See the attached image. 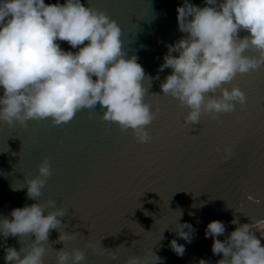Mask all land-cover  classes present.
<instances>
[{"label": "water", "instance_id": "1", "mask_svg": "<svg viewBox=\"0 0 264 264\" xmlns=\"http://www.w3.org/2000/svg\"><path fill=\"white\" fill-rule=\"evenodd\" d=\"M44 2L63 5L65 0ZM187 2L206 6L205 0ZM81 3L103 11L117 23L125 59L136 56L144 69L145 102L151 103L153 111L159 108L146 129L152 139L138 143L131 130L121 132L118 124L104 121L105 109L99 105L78 111L60 125H53L50 118L30 120L26 127L0 123V219L11 221L13 209L50 200L66 210L60 231L74 233L75 239L55 243L60 233L51 231L53 250L43 257V264H56L55 251L63 248L84 251V264H126L127 259L143 258L149 250L162 258V264H199L201 259L216 264L223 257L212 254L213 240L205 238L210 222L225 224L224 235L217 237L223 242L238 226L231 224L234 218L239 224L264 220V67L238 74L224 85L229 91L236 86L245 94L244 106L237 104L233 113L220 114L216 120L202 116L199 125H187L184 118L189 109L179 107L160 88L172 70L158 72L168 54L166 45L185 36L178 29L176 12L184 0ZM247 35L243 30L239 33L241 38ZM57 43L65 51H78L67 42ZM172 55L178 58L179 54ZM245 55L257 53L250 49ZM225 147L233 152L226 162L222 159ZM44 159L51 176L38 201L30 200L25 181L38 176ZM249 196L260 203L250 201ZM185 223L192 226L183 229L190 232L191 243L179 239L176 232L177 225ZM253 231L264 240L260 230ZM34 239L8 237L5 241L0 236V264H5V247L19 251ZM173 239L185 247L182 258L169 246ZM89 243L97 246L95 254ZM100 246L114 251L117 258L111 259Z\"/></svg>", "mask_w": 264, "mask_h": 264}, {"label": "clouds", "instance_id": "2", "mask_svg": "<svg viewBox=\"0 0 264 264\" xmlns=\"http://www.w3.org/2000/svg\"><path fill=\"white\" fill-rule=\"evenodd\" d=\"M205 4L200 8L184 0L176 8L178 29L185 36L166 45L168 54L158 69L172 70L160 85L161 91L176 99L179 107L189 109L184 122L192 126L199 125L202 116L216 120L220 114L233 113L237 104L244 106L245 94L236 86L229 91L224 85L231 84L238 74L264 67V0H223L219 4L205 0ZM242 30L249 35L241 38ZM120 37L121 29L114 20L101 10L85 7L81 0H65L63 5L45 4L44 0H0V123L26 127L30 120L50 118L53 125H60L71 121L78 111L99 105L105 109L104 121L118 124L121 132L131 130L138 143H149L152 137L146 129L157 118L159 108L153 111L151 103L145 102L144 69L136 56L125 59ZM57 41L78 51H65ZM250 49L257 55H245ZM173 53H178V58ZM223 152L226 162L233 152L230 147ZM38 173L25 181L27 197L34 201L51 176L47 159L38 165ZM248 199L260 203L251 196ZM48 208L55 210L47 212ZM10 215L11 221L0 219V236L5 241L8 237L35 239L19 251L5 247V264H43V257L53 250L49 244L53 230L60 233L55 243L75 239L74 233L60 231L66 210L58 208L56 201L25 205ZM231 224L238 226L223 242L217 237L224 235L225 224L212 221L207 225L205 238L213 240L212 254L223 257L216 264H264V246L253 231L264 233V220L239 224L234 218ZM185 228L191 230L192 226L178 224L177 235L191 243L192 236L183 231ZM169 246L183 257L184 245L173 239ZM87 247L93 254L97 252L95 244ZM102 249L111 259L117 258L114 251ZM55 252L56 264H84L85 252L80 249ZM126 264H162V258L149 250L143 258L127 259ZM199 264L210 262L201 259Z\"/></svg>", "mask_w": 264, "mask_h": 264}, {"label": "bare ground", "instance_id": "3", "mask_svg": "<svg viewBox=\"0 0 264 264\" xmlns=\"http://www.w3.org/2000/svg\"><path fill=\"white\" fill-rule=\"evenodd\" d=\"M261 235H264V233L261 232ZM261 244H262V246H264V240L263 239L261 240Z\"/></svg>", "mask_w": 264, "mask_h": 264}, {"label": "rangeland", "instance_id": "4", "mask_svg": "<svg viewBox=\"0 0 264 264\" xmlns=\"http://www.w3.org/2000/svg\"><path fill=\"white\" fill-rule=\"evenodd\" d=\"M261 246H262V244H261Z\"/></svg>", "mask_w": 264, "mask_h": 264}]
</instances>
